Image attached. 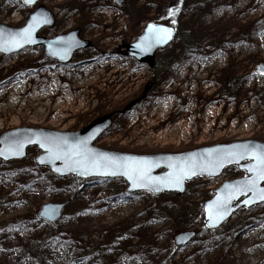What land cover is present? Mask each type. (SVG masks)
Listing matches in <instances>:
<instances>
[{
  "label": "rangeland",
  "instance_id": "1",
  "mask_svg": "<svg viewBox=\"0 0 264 264\" xmlns=\"http://www.w3.org/2000/svg\"><path fill=\"white\" fill-rule=\"evenodd\" d=\"M47 1L48 8H64L60 20L70 18L65 33L79 29L90 47L65 65L47 59L43 47L0 55V91L7 90L0 97V136L21 128L77 132L112 114L97 148L156 155L264 143V74L258 73L264 0H213L206 15L185 2L178 23L186 32L197 26L198 49L176 41L157 54L154 70L126 56L125 45L147 24H163L169 0H125L121 7ZM34 10L0 2V24L22 28ZM148 84L152 90L125 111ZM64 93L71 105L59 110ZM14 95L20 104L11 108ZM39 154L30 148L24 161L0 160V264H264V203L241 209L219 230L204 228V202L223 183L245 176L236 166L219 178L189 182L184 195L152 197L127 193L124 180L57 178L35 164ZM48 203H69L53 225L37 217ZM187 231L196 238L177 247L175 237Z\"/></svg>",
  "mask_w": 264,
  "mask_h": 264
},
{
  "label": "water",
  "instance_id": "2",
  "mask_svg": "<svg viewBox=\"0 0 264 264\" xmlns=\"http://www.w3.org/2000/svg\"><path fill=\"white\" fill-rule=\"evenodd\" d=\"M18 1L27 7H32L37 2ZM116 3L121 6L123 0H116ZM53 22L52 13L40 7L29 16L22 28L0 24V55L11 56L26 48L44 47L48 58L65 65L77 52L90 47L88 41L79 38L78 30L53 40L39 37V31L51 26ZM25 29H31L28 38H25ZM163 29H168V32L164 33ZM177 35L174 28L151 22L136 42L125 45L126 55L153 70L158 52L176 42ZM258 70L264 74L263 65ZM152 88L153 84H148L142 98L131 103L125 111L138 105ZM113 116L109 114L100 117L77 132L31 128L5 132L0 136V160L6 163L24 161L28 157V150L37 148L40 154L35 158V164L49 170L57 178L124 180L127 193L146 192L152 197L164 194L184 195L189 182L197 178L216 179L227 168L237 166L246 176L223 183L214 191L213 198L203 204L204 228L207 232L219 230L241 209H251L264 203L258 195L259 190L264 189V180L259 179V169L264 165L257 159V156L264 154V143L256 140L237 141L186 153L156 155H134L97 148L95 143L111 128ZM109 161H115L117 166H106ZM246 161L249 163H244ZM137 168L143 170L147 187L133 186V181L125 174H131ZM224 202L227 203L223 219H210V213H215L216 206ZM68 204H44L37 212V217L47 224H56L62 219ZM196 236L195 231L180 233L175 237L176 246H187Z\"/></svg>",
  "mask_w": 264,
  "mask_h": 264
},
{
  "label": "trees",
  "instance_id": "3",
  "mask_svg": "<svg viewBox=\"0 0 264 264\" xmlns=\"http://www.w3.org/2000/svg\"><path fill=\"white\" fill-rule=\"evenodd\" d=\"M185 2H190L193 3L192 5L195 4V6L200 7L201 12L200 14L198 12V15H206L213 8V0H169L168 5H165L164 15L167 14V17H164L161 23L175 28L178 31L177 41L181 43V47L183 46L185 50L194 52L198 49V46L195 44L193 39V32L195 31L196 34L198 33L197 26H194L193 30L186 32L181 24L178 23V19L179 16L181 17ZM199 19L201 20L202 16H200ZM159 70L160 66L157 68V73ZM230 92H232V90H230ZM8 224L9 222L6 223V225Z\"/></svg>",
  "mask_w": 264,
  "mask_h": 264
},
{
  "label": "flooded vegetation",
  "instance_id": "4",
  "mask_svg": "<svg viewBox=\"0 0 264 264\" xmlns=\"http://www.w3.org/2000/svg\"><path fill=\"white\" fill-rule=\"evenodd\" d=\"M3 1H6V2H11V3H15L18 7H22V6H25L24 4H22L21 2L19 1H13V0H3ZM109 2H111L112 4H114L113 7H116V0H107ZM125 4V0H124V3L123 5ZM50 6L49 5V1L47 0H37L36 4L32 7H27V8H35L34 11H36L38 8L40 7H43L45 8L46 10L50 11L52 13V16H53V19H54V22L51 26H46L44 27L43 29H41L38 33V36L41 37V38H44L46 40H53V39H56L57 37L59 36H64V35H67L68 33H70L71 31H76L78 30L79 31V38L82 39L80 37V30L79 29H73L69 32H66V28L64 27L66 24H68L70 18L69 17H66L62 20H60V16L58 15V11L60 10L61 12H64V8H61V7H57V8H48ZM122 5V6H123ZM33 11V12H34ZM84 40V39H82ZM87 41V40H86ZM32 48H35V47H32ZM44 54H45V57L51 61H53L52 59L48 58L45 51H44ZM53 62H56V61H53Z\"/></svg>",
  "mask_w": 264,
  "mask_h": 264
},
{
  "label": "snow or ice",
  "instance_id": "5",
  "mask_svg": "<svg viewBox=\"0 0 264 264\" xmlns=\"http://www.w3.org/2000/svg\"><path fill=\"white\" fill-rule=\"evenodd\" d=\"M26 2H31V0H26ZM164 33L168 32V29H163ZM31 35V29H25V38L30 37ZM257 159L260 160L261 164L264 165V154H261L259 156H257ZM108 167H112V166H117L115 161H109L107 163ZM126 175L129 176V179L133 181V186H138V187H147V185L144 183L145 180V175L142 169H134L133 173H125ZM259 179L264 180V167H261L259 169ZM177 183L179 182V180L176 181ZM252 183L254 184L255 181H252ZM259 198L261 200H264V189H260L259 190ZM227 202L218 204L216 206V211L215 213H210V219H223V215H224V210H225V204Z\"/></svg>",
  "mask_w": 264,
  "mask_h": 264
},
{
  "label": "bare ground",
  "instance_id": "6",
  "mask_svg": "<svg viewBox=\"0 0 264 264\" xmlns=\"http://www.w3.org/2000/svg\"><path fill=\"white\" fill-rule=\"evenodd\" d=\"M106 65H104L102 68H100V69H102V70H104V69H106L107 67H105ZM84 67H81V69H83ZM97 77V76H96ZM95 77V78H96ZM20 92L24 89V85H23V83H20ZM0 89H1V87H0ZM55 89V86H52V92H53V90ZM6 89H4V90H2V91H0V97L3 95V94H5L6 93ZM14 92V91H13ZM14 94V93H13ZM64 96H66V98H65V102L64 103H62L61 104V107H60V109L59 110H61V108L62 109H64V108H68V106H70L71 105V103L69 102L70 101V96H69V94H67V93H64ZM33 101H35V100H33ZM74 101H76V100H74ZM11 104L12 105H10L11 106V108L12 107H17V104H20L19 102H17V99H16V96L14 95V97H13V99H12V101H11ZM2 109H0V111H1Z\"/></svg>",
  "mask_w": 264,
  "mask_h": 264
}]
</instances>
